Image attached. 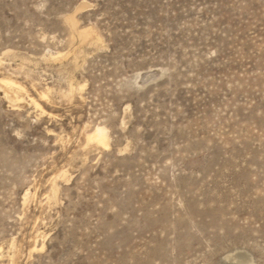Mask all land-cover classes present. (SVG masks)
Masks as SVG:
<instances>
[{"label": "rangeland", "instance_id": "374dc122", "mask_svg": "<svg viewBox=\"0 0 264 264\" xmlns=\"http://www.w3.org/2000/svg\"><path fill=\"white\" fill-rule=\"evenodd\" d=\"M0 58L54 92L0 88V264H264V0H0Z\"/></svg>", "mask_w": 264, "mask_h": 264}, {"label": "bare ground", "instance_id": "6f19581e", "mask_svg": "<svg viewBox=\"0 0 264 264\" xmlns=\"http://www.w3.org/2000/svg\"><path fill=\"white\" fill-rule=\"evenodd\" d=\"M66 20L69 21L72 24V26H73V28L75 30V31L74 30L73 31L77 34V36L76 35H72V37L76 36L82 42H84V41H86L88 39H93L95 41H98V39H101V38H97V36L95 34L96 31L94 33V31L91 29V27H89V28H83L82 27L83 29H81V30L78 29L77 20H76V17L74 15H68ZM67 53H68V51H67ZM62 55L63 54L60 53V51L56 52L55 54H53L52 52L49 53V56H50L51 59H59ZM1 59L2 58H0V64L3 62V61H1ZM85 85H86L85 83H80V82L79 83L78 82L74 83L72 81L71 82L69 81V85H68V88L66 90V94L65 95H67L68 97H70L69 99H71V97L75 96V94H80L82 92V90L85 88ZM0 88L4 89L5 96L8 98V100L13 105H18L23 99L22 95L25 94L26 97L28 98L29 102L37 110H39L40 113H42V114L45 113L46 110H45V108L43 107V105L41 104L40 101H44V102L48 101L52 97V96H50V94L54 93V92H52L53 91L52 87H49V86L44 87L43 86L42 90L37 91L38 98H35V97L31 96L28 93V90L25 88V86L23 84H21L20 82L16 81L15 79H13V78H11L9 76H1L0 77ZM59 93L61 94V92H59ZM65 95L63 93V96H65ZM86 140H87V143H90V144L92 143V144L96 145L97 147H102L104 149L108 148L110 146V141H109L110 140V135H109L108 128L106 126H104V125H96L91 131H89L86 134ZM59 177L65 178L66 177L65 171H61L59 174L52 176L51 181H50L51 182L50 191H49V194L47 196V198L50 199V200L51 199L54 200L55 198H57L56 197L57 196V192H58L57 179ZM29 193H30L29 190L26 191L23 198L27 199V197L29 196ZM44 246H45V244L42 242V244H41V246L39 248L43 249ZM32 248L34 249V251H35V248H38L37 240L34 241V244H33Z\"/></svg>", "mask_w": 264, "mask_h": 264}]
</instances>
